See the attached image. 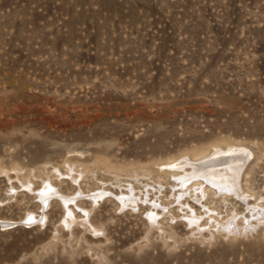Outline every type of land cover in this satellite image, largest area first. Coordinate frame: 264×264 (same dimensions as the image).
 Masks as SVG:
<instances>
[{
	"label": "rangeland",
	"instance_id": "obj_1",
	"mask_svg": "<svg viewBox=\"0 0 264 264\" xmlns=\"http://www.w3.org/2000/svg\"><path fill=\"white\" fill-rule=\"evenodd\" d=\"M227 144L264 198V0H0V264H264L155 171Z\"/></svg>",
	"mask_w": 264,
	"mask_h": 264
},
{
	"label": "bare ground",
	"instance_id": "obj_2",
	"mask_svg": "<svg viewBox=\"0 0 264 264\" xmlns=\"http://www.w3.org/2000/svg\"><path fill=\"white\" fill-rule=\"evenodd\" d=\"M252 156L253 155L248 151L237 148L232 144H227L225 147H222V145H211L208 148L186 154V156L175 164L159 165V168L155 171L161 173L159 175L162 177L173 178L174 184L176 185L175 188L177 187V189L179 188L182 191L180 196L185 194L189 195L193 192L195 195L193 199L196 198L199 203L202 202L200 196L206 197L205 195L208 193L216 197L219 196L221 198L220 200L223 202H227L229 199L231 200L230 197L241 199L243 203L248 205V214L251 216L250 218H245V221L241 220V222H239L238 216L240 214L236 213L237 211L234 209H231L232 211L225 217H222V220H219V218L221 219L220 212L215 214L214 211L211 213L205 211L207 216L208 214L210 215L209 218L211 219L210 221H212L211 224L213 228H216L217 224L221 225V227H218H223V234L226 232H236L235 225L237 220V226L239 225L241 227L240 232H249L248 227H256L258 224L264 225V198L254 193V190H250V188L247 187L248 185H244L246 189H244L245 187L242 185V178L245 176L247 177L246 174H242L243 169ZM119 173L121 172L119 171ZM251 198H254L255 201V204L252 206L249 205ZM133 202L135 201L133 200ZM158 215L159 214L156 213V216ZM186 217L189 222L194 224H198L201 219V216L197 215H188ZM4 224L11 225L13 223ZM220 228L219 231H221Z\"/></svg>",
	"mask_w": 264,
	"mask_h": 264
},
{
	"label": "water",
	"instance_id": "obj_3",
	"mask_svg": "<svg viewBox=\"0 0 264 264\" xmlns=\"http://www.w3.org/2000/svg\"><path fill=\"white\" fill-rule=\"evenodd\" d=\"M12 225H14V224H11V225H6V224H2V223H0V226H1L2 228L11 227Z\"/></svg>",
	"mask_w": 264,
	"mask_h": 264
}]
</instances>
